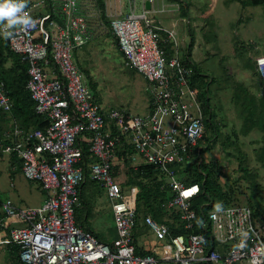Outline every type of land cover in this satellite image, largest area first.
I'll return each instance as SVG.
<instances>
[{"label": "built area", "instance_id": "built-area-1", "mask_svg": "<svg viewBox=\"0 0 264 264\" xmlns=\"http://www.w3.org/2000/svg\"><path fill=\"white\" fill-rule=\"evenodd\" d=\"M23 2L20 12L0 22V35L27 64L26 89L47 124L26 131L12 126L0 141V155L20 158L24 176L41 185L45 199L23 209L0 196V246L17 249V264H264V220L256 218L249 204L205 203L206 212L195 224L193 202L200 185L191 182L190 174L180 173L203 161L205 115L194 62L168 55L161 45L163 33L176 41L175 30L164 29L145 1L138 11L136 0H131L128 13L121 10L110 20L124 59L149 84V112L132 115L104 108L75 61L74 52L93 40L83 0ZM23 18L31 23L22 24ZM181 22L195 24L183 17L174 27ZM262 60L264 54L255 65L264 94ZM0 108L9 112L13 108L1 78ZM122 140L141 159L137 164L131 157L134 168L148 165L158 170L156 180L172 194L161 205L178 216L185 233L173 234L168 219L160 222L151 214L139 215V187L122 186L113 174ZM87 180L111 203L116 238L110 243L77 221L80 190ZM142 225L148 236L141 249L140 235L134 232Z\"/></svg>", "mask_w": 264, "mask_h": 264}, {"label": "rangeland", "instance_id": "rangeland-1", "mask_svg": "<svg viewBox=\"0 0 264 264\" xmlns=\"http://www.w3.org/2000/svg\"><path fill=\"white\" fill-rule=\"evenodd\" d=\"M143 1L136 0L138 11L142 10ZM104 2L109 23L102 20L97 0H83L82 12L88 18L93 40L74 52L75 61L104 108L146 114L149 84L126 62L109 26L108 9L128 13L131 0H116L117 10ZM173 2L185 12L182 16L196 20L191 26L181 22L180 27L187 31L189 43L190 33L195 37L199 30L195 65L203 75L204 87L211 89L216 126H208L209 140L202 145L204 162L210 165L215 183L229 192V202L249 204L264 219V96L254 61L264 54V5H253L252 0ZM178 19L181 21L182 17ZM11 123H4L3 130L10 131ZM241 166L248 170L247 175ZM16 167L9 155H0V196L11 198L23 209L40 205L45 194ZM133 167V163L124 162L122 172L128 179L137 177ZM88 182L81 188L77 220L83 228L94 230L100 239L110 243L116 238L111 203L98 186ZM143 231L147 233L142 225L134 234L138 236ZM14 250L0 247V264H17Z\"/></svg>", "mask_w": 264, "mask_h": 264}, {"label": "trees", "instance_id": "trees-1", "mask_svg": "<svg viewBox=\"0 0 264 264\" xmlns=\"http://www.w3.org/2000/svg\"><path fill=\"white\" fill-rule=\"evenodd\" d=\"M97 1L99 3V7L101 10L102 20L105 23H109L108 17L106 14V6H105L104 0H97ZM252 4L253 5H264V0H252ZM5 21H7V18L0 19V22H5ZM190 35H191V39L186 49V58L192 61L191 55H192V49L195 44V37L193 36L192 33H190ZM9 62H11V65H8ZM193 62H194L193 68H194V76H195L194 79L196 82V86L200 90L199 100L202 104L203 112L205 115L206 131L203 136V139H201L200 141V145H203L205 140H209L207 138L208 137L207 136L208 126L209 125H212L213 127L216 126V125L214 126V122H213V116L215 112H213V108H212L210 97H209L210 96L209 91L211 92V89L204 87L203 82L201 80L203 75L198 71V68L195 65V61ZM0 78L5 83L6 93L13 102V108L10 112L5 111L4 109L0 108V141L4 139L5 134L9 131V130H6V131L3 130V125L6 122L7 123L12 122L11 123L12 126L18 125L19 128L23 129V131L24 130L26 131L32 128L44 127L47 124V122L44 120V117L42 115H39L36 113L35 108H34V102L32 98H30L31 95L29 91L26 89L28 78H29L28 66L25 62L22 61L20 56L14 54L9 49L4 35H0ZM261 89H262V94H263V88L261 87ZM95 95L99 97L96 93ZM149 110H150V106L148 103V112ZM127 113L131 114L129 112ZM132 115H145V114H132ZM263 118H264V105H263ZM111 127H113L112 134L113 135L114 133L116 134L115 132L116 129L113 123ZM211 140L212 139H210V141ZM8 142L9 141L7 140L4 143H8ZM212 142L215 143L214 139ZM83 148H84V152L86 153V155L89 154L88 148L84 145H83ZM205 148L207 149L209 147H205ZM203 152H205V149L202 148L200 151L202 159H203V156H202ZM134 153H135L134 149L130 145H128L125 140H122V144L119 146V151L117 154L119 165L117 166L114 165L113 167V174L116 177V180L119 183H121L122 186H127L128 184V186L137 185L139 187L140 191H139L138 198H137V204H138L137 209H138L139 215L151 214L157 221L161 220L160 222L164 221V219H168L172 222V224L170 225H171L173 234L185 233V230H183L184 225L178 223V216H176V214L174 213L169 214V212L166 211L161 205L162 203L166 202L168 198L171 197L172 194L168 190V187L167 189L165 188V190L162 189L161 186L163 182L161 181L159 182L156 180L158 178L157 176L159 172L158 170L154 168V166H148V165L140 166L139 165L138 168L133 167L135 170H132V171H135V173H137V177L133 176L132 178L129 177V179L127 178L126 173L122 172V169L124 167V162L126 160L128 162H131V157L134 155ZM196 154H197V151L195 152V155ZM10 161L11 163H16L17 164L16 169L18 168L17 170H21L22 172V160L20 158L15 157V156L12 158L10 157ZM120 161H122L123 164H120ZM196 162L184 167L185 169L181 170L180 175L187 176V174L188 175L190 174L191 182L198 183L200 185L201 193L197 198L194 199V202H193V208L197 211V214H199L198 220L195 221V224L197 226L199 219L202 217V213L206 212V207L204 206L205 203H211L213 205V203H215L216 201H220V202L222 201L224 203H232V202H229L228 200V198H230L229 192L224 191L218 183H215V180L213 178L214 173H212L213 171L210 169V165H207L208 163L204 162V159L199 164H197ZM241 168H242L244 175H247L248 170L242 166ZM88 181H90L91 183H94L91 180H87L86 182ZM32 183L37 184L41 192L43 193L45 192L41 189V185L39 183L35 181ZM100 190L102 189L100 188ZM4 199H11V198L5 197ZM253 210L255 212L256 218L261 219L256 213L255 209ZM1 216H2V212H1V207H0V218ZM261 220H264V219H261ZM93 234L96 235V233H93ZM14 249H15L14 251L17 254V258H18V251L16 248ZM139 253L146 254V252H143L140 250H139Z\"/></svg>", "mask_w": 264, "mask_h": 264}, {"label": "crops", "instance_id": "crops-1", "mask_svg": "<svg viewBox=\"0 0 264 264\" xmlns=\"http://www.w3.org/2000/svg\"><path fill=\"white\" fill-rule=\"evenodd\" d=\"M104 1H107L108 5L111 6V8H114L116 10L118 9V5L116 3V0H110V1L104 0ZM144 1H146V0H144ZM175 5H176V2H173V0H152L151 1V15L153 14L154 17L158 21H160V23L162 24L164 29H166V30L174 29L175 30V37H176L175 42L172 39L167 40V38H168L167 36H169V35H167L168 33L167 34L163 33V38L165 40L161 43V45L166 50V53L169 55H176L177 54L181 58L187 59L186 58V49H187L188 43H189V40L186 39L187 31L183 30L180 27V25H177L174 27L175 21H177L178 18L185 17V16H182V14H184L185 12H183L179 8L178 5H177V7ZM108 12H109V17L111 19L118 16L117 11H113L112 9L111 10L108 9ZM187 18H192V17H187ZM198 33H199V30H196L195 38L198 37V35H197ZM195 41H196V39H195ZM89 43H91V41ZM197 47H198L197 44H194V47L192 49V55H191L192 61H196L194 59V55H195V53H197V49H196ZM78 58L80 59V57H78ZM82 59H83V61H81V62H84L85 59L84 58H82ZM8 65H11V62H9ZM54 69H55V67L49 68V70H51L53 72H54ZM210 101H211V99H210ZM133 157H135L137 162L141 161V159L138 155H133ZM120 164H123V162L120 161ZM80 193H81V190H80ZM144 232L145 231L142 232L143 234L138 236L139 248H141L140 246H145L147 244V242L144 243V239L146 240L148 235H147V233H144Z\"/></svg>", "mask_w": 264, "mask_h": 264}, {"label": "clouds", "instance_id": "clouds-1", "mask_svg": "<svg viewBox=\"0 0 264 264\" xmlns=\"http://www.w3.org/2000/svg\"><path fill=\"white\" fill-rule=\"evenodd\" d=\"M146 1H145V5H146ZM24 7H25V3L23 2V0H21V2L19 3L17 2V0H0V19H5V18L15 16ZM26 15L27 14H25V16ZM30 23L31 21L29 19L23 18L22 24L28 25ZM5 35H8V34H5ZM260 63H264V60L260 61Z\"/></svg>", "mask_w": 264, "mask_h": 264}, {"label": "bare ground", "instance_id": "bare-ground-1", "mask_svg": "<svg viewBox=\"0 0 264 264\" xmlns=\"http://www.w3.org/2000/svg\"><path fill=\"white\" fill-rule=\"evenodd\" d=\"M88 9H89V8H88ZM111 17H112V16H111ZM167 19H168V18H167ZM95 32H96V31H95ZM93 43H94V42H93ZM117 48H118V47H117ZM119 51H120V50H119ZM168 53H169V52H168ZM120 55H121V54H120ZM168 55H169V54H168ZM198 76H199V75H198ZM26 81H27V80H26ZM25 91H26V90H25ZM261 94H262V93H261ZM30 98H31V97H30ZM12 112H13V111H12ZM128 112H129V111H128ZM38 117H39V116H38ZM211 120H212V119H211ZM17 126H18V125H17ZM37 127H38V126H37ZM38 128H39V127H38ZM42 128H43V127H42ZM202 139H203V138H202ZM11 158H12V157H11ZM17 162H18V160H17ZM207 165H208V164H207ZM17 169H18V168H17ZM194 170H195V169H194ZM157 173H158V172H157ZM220 173H221V172H220ZM228 177H229V176H228ZM194 178H195V177H194ZM152 179H153V178H152ZM261 181H262V180H261ZM261 181H260V182H261ZM234 182H235V181H234ZM88 183H89V182H88ZM88 183H87V184H88ZM261 183H262V182H261ZM93 184H94V183H93ZM127 185H128V184H127ZM155 189H156V188H155ZM164 190H165V189H164ZM84 192H85V190H84ZM98 192H99V190H98ZM81 194H82V193H81ZM167 194H168V193H167ZM167 194H166V195H167ZM227 195H228V194H227ZM84 197H85V195H84ZM150 201H151V200H150ZM86 202H87V201H86ZM164 213H165V212H164ZM198 213H199V212H198ZM86 214H87V213H86ZM158 214H159V213H158ZM158 214H157V215H158ZM198 215H199V214H198ZM158 216H159V215H158ZM161 216H162V215H161ZM87 217H88V216H87ZM160 221H161V220H160ZM196 221H197V220H196ZM82 227H83V226H82ZM93 231H94V230H93ZM6 248H7V247H6Z\"/></svg>", "mask_w": 264, "mask_h": 264}, {"label": "water", "instance_id": "water-1", "mask_svg": "<svg viewBox=\"0 0 264 264\" xmlns=\"http://www.w3.org/2000/svg\"><path fill=\"white\" fill-rule=\"evenodd\" d=\"M146 8H147L148 10H151V1H150V0H147V1H146Z\"/></svg>", "mask_w": 264, "mask_h": 264}]
</instances>
